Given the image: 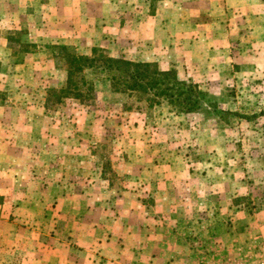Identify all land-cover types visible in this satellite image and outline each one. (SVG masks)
I'll return each mask as SVG.
<instances>
[{
    "label": "rangeland",
    "instance_id": "obj_1",
    "mask_svg": "<svg viewBox=\"0 0 264 264\" xmlns=\"http://www.w3.org/2000/svg\"><path fill=\"white\" fill-rule=\"evenodd\" d=\"M49 2L0 0V114L12 117L5 125L20 129L23 116L30 115L35 132L31 139L38 147L61 134L64 139L73 135L72 140L67 138L69 144L95 147V162L111 178L109 163L126 157L120 148L135 145L143 132L146 144L153 147L167 143L182 148L189 164L199 161L196 172L204 165L211 170L208 181L219 185L222 211L207 208L209 214L216 211L220 216H206L204 222L192 218L184 238L192 260L181 264H264V0H74L76 24L64 25L63 35L69 36L62 40L52 37L56 26L47 15L54 7ZM44 3L46 9L41 7ZM69 9L64 11L67 17L73 12ZM71 28L77 30L74 41ZM59 46L81 56H91L97 49L114 58L153 62L160 70H172L179 79L196 84L209 106L179 114L165 102L151 105L146 96L112 92L104 74L95 76L88 70L84 75L94 80L92 95L76 99L61 91L68 64ZM87 154V150L74 154L61 171L68 172ZM57 156L36 149L29 152L32 174L40 164L47 179L48 174L54 179L61 172L55 171ZM32 174L25 176L30 180ZM68 174L78 177L75 185L60 186L65 192L86 189L80 179L84 171ZM46 187H17L21 198L32 195L29 202H33L36 193L40 198L34 202L49 206L43 219L33 213L35 206L29 216L22 210L10 216L21 229L17 258L33 252L24 249L26 242L30 247L50 242L47 235L28 237L22 230L34 229L53 238L59 227L57 202L41 193ZM2 198L1 207L14 206ZM0 244L4 248L0 258L6 257L7 245Z\"/></svg>",
    "mask_w": 264,
    "mask_h": 264
},
{
    "label": "crops",
    "instance_id": "obj_2",
    "mask_svg": "<svg viewBox=\"0 0 264 264\" xmlns=\"http://www.w3.org/2000/svg\"><path fill=\"white\" fill-rule=\"evenodd\" d=\"M50 1L48 6L52 4L54 7L50 8L52 13L49 12L47 15L50 23L56 26L52 37H57L56 40L68 39L69 35H63L65 31L63 27L76 24L77 14L74 10H78V5L73 3L74 0ZM38 3L40 4V1ZM41 7L46 9L45 3ZM65 9L73 11L69 17L65 15ZM60 14L63 18L57 16ZM71 30L73 37L70 39L74 41L77 38L75 34L77 30L76 28L75 31L72 28ZM10 119H12L10 114H0V195L3 196V200L14 203L12 207L10 204L6 208L0 206V224L3 225L0 227L5 228L0 231V243L7 245V256L0 258V264H181L183 261L186 263L192 260L190 253H187L190 244L184 239L193 223L192 218L202 219L204 222L206 216L213 218L220 216L216 211H222L218 208V201L222 196L218 193L220 191L218 183L215 181L214 184L212 179L208 181V173L211 170L203 164V171L196 172L199 161L195 160L189 164L184 159L182 148H170L167 143L153 147L146 144L147 136L143 132L135 145L120 148V152L126 154V157L123 155L118 157L117 162L109 163L113 173L111 178L107 177L95 162L93 155L95 147L69 144L67 138L72 140L73 135L70 137L67 135L64 139V135L61 134L54 140L48 133L45 136L50 139L46 140V144L40 143L38 147L31 139L35 133L30 127L33 125L32 117L23 116L25 124L20 129H15L10 124L5 125ZM166 131L165 133H168L170 128ZM92 137L94 138V135H91V139ZM52 141L55 144L59 142V146L51 145ZM34 149L46 153L48 151L59 153L57 156L59 166L55 171L67 169L66 161L72 162L75 155L86 150L88 154L80 163L76 158L77 165L70 166L66 173L61 171L55 175L54 180L55 178L49 174L47 179V172L40 164L32 174L34 168L28 161L27 154ZM83 171L85 174H82L80 179L86 189H74L68 193L63 190L64 187H60L63 184L75 185L78 176H69L68 173ZM38 172L45 174L40 176ZM16 173L32 176L29 180L25 175ZM3 176L6 178H1ZM31 184L49 186L42 189L41 193L50 195L54 202H57L54 214L59 217L57 222L60 228L57 227L53 238L50 234L37 233L34 229L22 230L28 237L47 235L50 242L43 238L47 243L38 242L34 246L36 249L28 246L26 242L24 249L32 248L33 252H28V256L23 258H17L16 247L20 246L16 242L17 232L21 233V229L16 227L14 220L10 221V216L18 215L21 210L29 216L32 207L35 206L33 213H39L43 219L49 209V206L42 204L40 200L38 205L34 202L40 198L36 193H33L35 194L33 202H29L32 198L31 193L30 197L25 196L27 199L25 200L16 191L19 186ZM208 189L211 191L210 197ZM212 207L216 211L209 214L207 208ZM202 229L209 233L208 228ZM211 231L216 232L212 229ZM3 250L4 248H0V255Z\"/></svg>",
    "mask_w": 264,
    "mask_h": 264
},
{
    "label": "trees",
    "instance_id": "obj_3",
    "mask_svg": "<svg viewBox=\"0 0 264 264\" xmlns=\"http://www.w3.org/2000/svg\"><path fill=\"white\" fill-rule=\"evenodd\" d=\"M68 64L66 85L62 92L76 99H86L92 95L94 80H86L84 71H92L95 76L104 74L112 92L120 94H140L147 97L151 105L165 102L179 114H191L207 105L206 94L196 84L181 80L172 70H160L153 62L131 61L114 58L92 49L91 56H81L65 46ZM216 113V110L213 111Z\"/></svg>",
    "mask_w": 264,
    "mask_h": 264
}]
</instances>
